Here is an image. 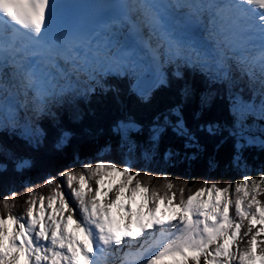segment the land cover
Here are the masks:
<instances>
[{"label": "snow or ice", "instance_id": "obj_1", "mask_svg": "<svg viewBox=\"0 0 264 264\" xmlns=\"http://www.w3.org/2000/svg\"><path fill=\"white\" fill-rule=\"evenodd\" d=\"M221 160L261 175L171 191ZM261 193L264 0H0V264H264Z\"/></svg>", "mask_w": 264, "mask_h": 264}, {"label": "trees", "instance_id": "obj_2", "mask_svg": "<svg viewBox=\"0 0 264 264\" xmlns=\"http://www.w3.org/2000/svg\"><path fill=\"white\" fill-rule=\"evenodd\" d=\"M83 155L84 153H81L82 158ZM101 159L107 160L109 157L102 156ZM91 162L94 164L97 161L92 160ZM249 162L250 164L253 163L251 156H249ZM80 169V164H72L70 166V170L73 171H78ZM144 171H148V169L141 170L140 178L148 184L149 189L151 190L152 188H157L161 191V193H163V185L165 183L163 174L161 172H155L151 175V178H149L143 175ZM166 172L168 174V179L171 180L174 185L171 191H175L177 193V197H179V188L183 186L185 189V198L190 192L195 191L200 186H204L205 181H207L209 186L213 182L217 183L219 186L231 184L230 194L234 196V182L236 180L242 179L244 174L256 179H259V176L261 175L258 171H248L245 173L243 168L236 169L235 167H229L224 160H221L219 166L214 170L205 169L200 162H193L191 166H188L186 163L176 164L174 166L170 165L166 168ZM85 174L87 175V173ZM29 176L31 177L34 185V195L37 202L40 195L47 197L50 190L47 187L41 186L43 184V180L38 179L36 173H30ZM16 191L17 195L14 199H10V203L13 205L14 213L20 215L23 213L27 199L31 197L26 189L17 187ZM258 199L264 201V193H261Z\"/></svg>", "mask_w": 264, "mask_h": 264}, {"label": "rangeland", "instance_id": "obj_3", "mask_svg": "<svg viewBox=\"0 0 264 264\" xmlns=\"http://www.w3.org/2000/svg\"><path fill=\"white\" fill-rule=\"evenodd\" d=\"M89 183H90V185H91L93 188L96 187V184H95V178H90V179H89ZM77 186H78V185H77ZM64 191H68V189L65 188ZM115 191H116V186L113 185V189H112V191L109 192V198H110V199H111V198H114V196H115ZM127 195H128V194L125 193V196H127ZM234 198H235V197L232 195V199H234ZM133 207H135V205H133ZM243 224H244V227L241 229L240 238H239V244L237 245V246H238L239 248H241V249H242L243 247H245L247 240L250 238V235H249V236H243L244 231L247 230V220H245V221L243 222ZM259 227H260V225L257 224V225L255 226V228L253 229V231H255V229H256V228H259ZM258 239L261 240V241H264V234H262L260 237H258ZM237 246H234V247H237ZM202 264H203V260H202Z\"/></svg>", "mask_w": 264, "mask_h": 264}, {"label": "bare ground", "instance_id": "obj_4", "mask_svg": "<svg viewBox=\"0 0 264 264\" xmlns=\"http://www.w3.org/2000/svg\"><path fill=\"white\" fill-rule=\"evenodd\" d=\"M112 212H113L114 217L118 220L121 218V216L123 214L122 211H120L118 208H114V210Z\"/></svg>", "mask_w": 264, "mask_h": 264}]
</instances>
